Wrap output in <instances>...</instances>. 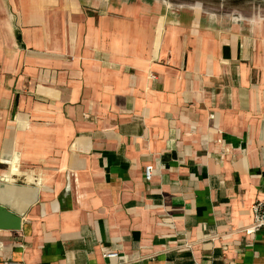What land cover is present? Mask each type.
<instances>
[{
    "label": "crops",
    "instance_id": "obj_1",
    "mask_svg": "<svg viewBox=\"0 0 264 264\" xmlns=\"http://www.w3.org/2000/svg\"><path fill=\"white\" fill-rule=\"evenodd\" d=\"M0 191V264H264V22L0 0Z\"/></svg>",
    "mask_w": 264,
    "mask_h": 264
},
{
    "label": "water",
    "instance_id": "obj_2",
    "mask_svg": "<svg viewBox=\"0 0 264 264\" xmlns=\"http://www.w3.org/2000/svg\"><path fill=\"white\" fill-rule=\"evenodd\" d=\"M264 22V0H164ZM18 217L0 204V228L16 229Z\"/></svg>",
    "mask_w": 264,
    "mask_h": 264
},
{
    "label": "built area",
    "instance_id": "obj_3",
    "mask_svg": "<svg viewBox=\"0 0 264 264\" xmlns=\"http://www.w3.org/2000/svg\"><path fill=\"white\" fill-rule=\"evenodd\" d=\"M143 169H144V177L147 181H149L153 175L154 169H153L152 165H150V164L145 165L143 167ZM33 175H34L33 180L38 181L36 175L35 174H33ZM251 214L253 215L252 223L246 229L247 232H255L256 230H259V229L264 227V200L257 199L254 201V203L251 205ZM117 255H118L117 251L104 253V256L107 258H112V256H117ZM4 264H22V263L5 261Z\"/></svg>",
    "mask_w": 264,
    "mask_h": 264
},
{
    "label": "bare ground",
    "instance_id": "obj_4",
    "mask_svg": "<svg viewBox=\"0 0 264 264\" xmlns=\"http://www.w3.org/2000/svg\"><path fill=\"white\" fill-rule=\"evenodd\" d=\"M15 167H17V169H18V167H19V165L18 166H15ZM15 167H14V169L12 170V171H8L9 173H14V171H15ZM3 178V177H2ZM30 178V181L32 180L33 181V177L32 176H30L29 177ZM6 180L7 181H9L7 178H6ZM30 181H27V182H30ZM37 181V180H36ZM8 192H15V191H28V190H26V189H22V188H20L19 186H15V187H13V188H9L8 190H7ZM7 191H0V192H7Z\"/></svg>",
    "mask_w": 264,
    "mask_h": 264
},
{
    "label": "rangeland",
    "instance_id": "obj_5",
    "mask_svg": "<svg viewBox=\"0 0 264 264\" xmlns=\"http://www.w3.org/2000/svg\"><path fill=\"white\" fill-rule=\"evenodd\" d=\"M175 4H178V3H175ZM14 167H15V165L13 167H11L9 171H12L14 169ZM15 168H17V167H15ZM27 181H30V178L29 177L27 178Z\"/></svg>",
    "mask_w": 264,
    "mask_h": 264
}]
</instances>
